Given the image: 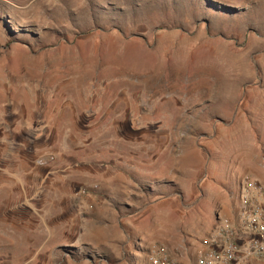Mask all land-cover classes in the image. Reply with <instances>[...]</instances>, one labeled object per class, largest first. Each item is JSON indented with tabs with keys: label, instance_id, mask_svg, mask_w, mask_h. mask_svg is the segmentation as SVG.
I'll return each instance as SVG.
<instances>
[{
	"label": "rangeland",
	"instance_id": "1",
	"mask_svg": "<svg viewBox=\"0 0 264 264\" xmlns=\"http://www.w3.org/2000/svg\"><path fill=\"white\" fill-rule=\"evenodd\" d=\"M209 156L264 164V0H0V264L182 258Z\"/></svg>",
	"mask_w": 264,
	"mask_h": 264
},
{
	"label": "built area",
	"instance_id": "2",
	"mask_svg": "<svg viewBox=\"0 0 264 264\" xmlns=\"http://www.w3.org/2000/svg\"><path fill=\"white\" fill-rule=\"evenodd\" d=\"M149 264H180L161 248L148 253ZM264 262V184L245 176L240 185L238 219L217 225L209 248L196 264H257Z\"/></svg>",
	"mask_w": 264,
	"mask_h": 264
},
{
	"label": "crops",
	"instance_id": "3",
	"mask_svg": "<svg viewBox=\"0 0 264 264\" xmlns=\"http://www.w3.org/2000/svg\"><path fill=\"white\" fill-rule=\"evenodd\" d=\"M199 108L200 106L197 107L198 110ZM212 162H214V160H211L209 156L203 171H198L197 188L200 193V197L191 205L193 210V213H191L193 216V223L191 227H194L192 231L193 233L191 234L193 235L192 237L194 243L192 244L194 246L191 249L187 248L180 250L184 252L182 258L178 257L180 264H189L187 263V258H189L187 254L196 252L200 249H203L204 251L209 248L210 238L219 223L227 220L234 224L237 222L239 192L236 204L234 201L233 191L236 188H239L240 191L242 179L245 176H250L260 182L262 181L261 177L257 173L258 171L255 172V170H262L264 168L261 156L255 158L251 157L249 161L244 160L243 158L241 159L240 156H236L235 160L232 161V159H230L228 162L229 166L230 163L234 162L232 167L227 168L223 166L222 169H216L213 165H211L213 166L211 169L210 164ZM224 162H226V160H224ZM206 168L210 169L211 172V177L209 179L203 176ZM202 204H212L217 206H213L214 210L212 211L208 208V212L200 207ZM212 219L214 221H212ZM167 251L168 255L171 256L170 251L168 249Z\"/></svg>",
	"mask_w": 264,
	"mask_h": 264
},
{
	"label": "bare ground",
	"instance_id": "4",
	"mask_svg": "<svg viewBox=\"0 0 264 264\" xmlns=\"http://www.w3.org/2000/svg\"><path fill=\"white\" fill-rule=\"evenodd\" d=\"M187 41V40H186ZM186 44V42H185ZM225 59H229L231 64H233L238 70L239 69H243L245 68L247 65H246V62L244 61V59L242 58H237V57H230L229 55H225L224 57ZM246 69V68H245ZM244 70V69H243ZM223 75V74H222ZM226 78V77H225ZM240 79V78H239ZM247 79V78H246ZM224 83V82H223ZM236 83V82H235ZM230 84V83H229ZM225 85V83H224Z\"/></svg>",
	"mask_w": 264,
	"mask_h": 264
},
{
	"label": "trees",
	"instance_id": "5",
	"mask_svg": "<svg viewBox=\"0 0 264 264\" xmlns=\"http://www.w3.org/2000/svg\"><path fill=\"white\" fill-rule=\"evenodd\" d=\"M36 127H37V125H36ZM29 141L35 143V142H37V141H40V138H39V139H37V138H35V139L32 138V139H30ZM22 144L24 145V144H26V143H22Z\"/></svg>",
	"mask_w": 264,
	"mask_h": 264
}]
</instances>
